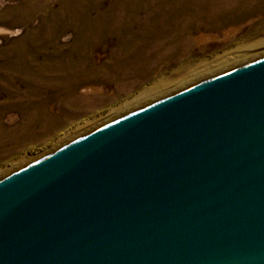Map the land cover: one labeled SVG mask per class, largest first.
Returning <instances> with one entry per match:
<instances>
[{"label": "water", "instance_id": "water-1", "mask_svg": "<svg viewBox=\"0 0 264 264\" xmlns=\"http://www.w3.org/2000/svg\"><path fill=\"white\" fill-rule=\"evenodd\" d=\"M0 264H264V58L1 180Z\"/></svg>", "mask_w": 264, "mask_h": 264}, {"label": "bare ground", "instance_id": "bare-ground-1", "mask_svg": "<svg viewBox=\"0 0 264 264\" xmlns=\"http://www.w3.org/2000/svg\"><path fill=\"white\" fill-rule=\"evenodd\" d=\"M59 4L26 35L18 57L9 60V53L0 47V95L4 97L0 105L18 106L27 113L23 127L13 135L28 136L38 120L44 127L52 122L44 109L46 102L40 104L49 94L48 98H55L68 116L93 112L98 103L99 108L115 104L105 117L72 126L73 131L59 137L57 148L173 94L264 58V22L254 25L253 21L264 13V0H62ZM256 9L259 11L253 16ZM29 14L15 20L0 13V24L28 23ZM241 22L247 27L244 41H251L233 46L230 31L240 28ZM204 30L209 34L203 36ZM67 31L75 38L63 46L58 38ZM194 46L199 53L210 49L212 55L200 60L202 63L187 61ZM216 49L221 51L214 53ZM100 51L105 52V60L100 58ZM167 63L176 65L171 73L184 75L173 81L169 74H158V65ZM110 83L115 85L114 90L105 94L103 87ZM84 86L90 91L78 92ZM94 93L98 101L92 100ZM37 159L40 156L1 170L0 179Z\"/></svg>", "mask_w": 264, "mask_h": 264}, {"label": "rangeland", "instance_id": "rangeland-1", "mask_svg": "<svg viewBox=\"0 0 264 264\" xmlns=\"http://www.w3.org/2000/svg\"><path fill=\"white\" fill-rule=\"evenodd\" d=\"M61 1L62 0H0V13L1 14H3V12L6 13V16L9 18H12V19L14 18L16 20V17L21 18V17H23L24 14H25V16H27V14L30 13L29 14L30 16L28 15L30 17L28 23L20 22L18 24L16 23L13 25H6V24L1 25L0 24V47L9 53L7 55V58L9 60H13L16 57H18V55L20 53L19 48L22 47L23 40H25L26 35L29 36V34L31 33L33 28H35L38 25V22L41 19L48 18L49 14L52 11L58 9L59 5H60L59 3H61ZM70 1H72V0H70ZM74 1H79V0H74ZM80 1H84V0H80ZM20 3H21V8L18 10L17 7ZM257 8L259 9V7H257ZM258 9H256V13L253 16H255L258 13V11H259ZM31 12H32V15H31ZM263 17H264V13L262 15L260 13L255 18H253L254 25H257V24L261 23L262 21L264 22ZM240 24H242L241 26H239L240 28H234L235 32L230 31V33H232V36L234 39L233 40V46L236 45L237 43H240V41H242L243 44H249L251 41V40L249 42L247 41L248 43H246L244 41L245 40L244 33L247 30V27H245V25H244V24H246V22H241ZM230 28H233V27H230ZM225 29H227V28H225ZM205 34H209V33H207V31H205V30L202 31V35L204 36ZM212 34L214 36H217V39H221V37L218 36L219 34H217L216 32H214ZM194 35H197V34H194ZM74 38H75V35L72 34L71 31H67V32L63 33L61 36H59L58 43L62 44L63 46H66L70 42H72V40ZM216 41H220V40H216ZM209 50L210 49H206V52L199 53L198 47L194 46L190 50V54L186 57V60L187 61L190 60L193 62L197 61V63H202L201 61H203V59H206L207 57L212 55V52L211 51L209 52ZM220 51L221 50L216 49L214 53H218ZM98 54H99L101 59L105 58V55H104L105 52L104 51H100V52H98ZM197 65H199V64H197ZM194 66H196V65H194ZM175 67H176V65H174L173 63L160 64L157 67V68H159L158 69L159 71L157 73L160 75L165 74L166 76H168V74H169L170 75L169 79L174 81V80H177L178 78H181L184 75V74L182 75L180 73H177V74L171 73ZM162 73H164V74H162ZM180 75H181V77H180ZM114 87H115V85H114ZM114 87L110 83V84L106 85L105 87H103L102 92H104L105 94H109L110 92L112 93L114 90ZM90 89L91 88L89 86L88 87L84 86V88L83 87H81V89L79 88L78 92H79V90H80V92L81 91L82 92H85V91L88 92V91H90ZM173 95H175V94H173ZM43 96H41V99L43 98ZM50 96H51V94L48 95V97H50ZM48 97L44 96L45 100L44 99L41 100L40 104L46 102L45 103L46 107L44 109H46L47 112L51 115L52 122L48 123L47 126L44 127V124H41L38 119H35V120H38V123L34 124V125L32 124V127H30V132H29L28 136L25 135V133H19L17 135H13V132H19L24 125V122H25L24 116H26V114H27V113H25V109H20L18 106H15V107L10 106L9 107V105H6V104L2 105L3 103L0 105V125L2 128V132L0 133V171L3 169H9V168L13 167L19 161L30 160V159H32V157L36 158V157L40 156V159L34 160V162L32 161V163L30 162L28 164V166H30V165L36 163L37 161L49 156L47 153L50 152V155H51L52 153L62 149L63 148L62 146H61L62 148L55 147L57 142L60 141L59 137L62 134H65L66 132L70 133L71 131H73L72 126H75L76 124H80L83 121H86V120L89 121L92 119L96 120L100 117H105L110 106H115V104L106 103L103 107L101 106L99 108L100 105L98 103L97 105H94L95 107L93 108L94 109L93 112H76L74 116H71V115L68 116L67 115L68 113H64L63 108L57 105L55 98L50 99ZM3 98L4 97H2V95H0V103L4 101ZM91 98L93 101H98L97 100L98 96L95 93H94V95L91 96ZM102 100H104V98H102ZM50 101H51V103H50ZM99 102H101V101H99ZM32 104H34V102ZM26 112H28V111H26ZM47 112H46V114H48ZM11 121L13 122V124ZM52 123H53V125L50 126V124H52ZM109 124H110V122H109ZM106 125H108V124H106ZM106 125H104V126H106ZM104 126H102V127H104ZM102 127H100V128H102ZM96 130H98V129H96ZM94 131H91V133ZM88 134H90V132ZM88 134H86V135H88ZM52 148H54V151ZM50 150L53 152H51ZM26 165L22 168H19V170H16V171L11 170L10 173L14 174V173L28 167ZM9 174H7V175H9ZM12 174H10V175H12ZM7 177H9V176H7ZM7 177L0 179V181L7 178Z\"/></svg>", "mask_w": 264, "mask_h": 264}]
</instances>
